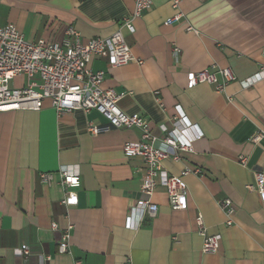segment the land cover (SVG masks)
Here are the masks:
<instances>
[{
	"label": "crops",
	"instance_id": "0c3cea01",
	"mask_svg": "<svg viewBox=\"0 0 264 264\" xmlns=\"http://www.w3.org/2000/svg\"><path fill=\"white\" fill-rule=\"evenodd\" d=\"M133 10L132 0H0V26L12 24L28 42L54 43L72 27L87 41L111 36ZM179 11L183 22L165 26L175 11L168 0H151L150 10L133 18L135 32L123 30L141 66L110 68L103 55L92 58L89 69L104 72L103 89L124 94L118 102L123 112L147 120L156 145L161 125H193L201 132L191 152L161 161L169 175L190 171L183 179L185 209H170L158 186L149 198L158 206L156 216L130 218V208L146 200L140 191L146 166L127 159L122 146L138 141L139 129L90 135L88 124H106L96 111L57 115L48 102L39 111L3 112L0 264H264V205L246 189L254 172L264 173V142L248 141L264 132V79L240 85L261 63L264 0H182ZM222 69L234 76L223 92L207 83L187 88L188 73ZM23 84L22 78L11 82ZM60 166L79 174L76 206L62 204ZM43 173H53L50 184L41 182ZM221 199L235 208L231 226L217 205ZM198 215L206 233L220 238L216 253L201 252ZM69 225L70 252L58 254Z\"/></svg>",
	"mask_w": 264,
	"mask_h": 264
},
{
	"label": "built area",
	"instance_id": "2783aa9c",
	"mask_svg": "<svg viewBox=\"0 0 264 264\" xmlns=\"http://www.w3.org/2000/svg\"><path fill=\"white\" fill-rule=\"evenodd\" d=\"M134 10L131 17L124 19L120 28L107 38H92L83 41L78 32L69 27L61 42H46L42 39L28 42L12 24L0 26V113L11 111H39L44 103L54 109L57 115L65 112L80 111L88 113L96 111L106 121L105 125L90 123L87 132L90 135L106 133L111 129H132L141 131V137L136 142H126L122 146V153L127 158H140L146 168L141 179L140 191L146 197L130 208V218L143 220L144 217L154 218L158 206L149 201L154 190L160 186L164 188L168 205L172 210H184L186 207L187 186L184 177L190 171L185 169L179 176L167 174L161 167V161L171 159L178 161L179 153L191 152L192 144L202 138L201 132L193 125L167 130L159 126L163 138L158 139L151 135L149 124L139 114H126L118 106L124 94L116 93L111 89H103L104 72H92L89 63L94 57H107L110 68L123 67L128 64L141 66L142 60L136 58L123 36V30L129 34L135 32L132 25L133 18L148 12L151 0H132ZM182 0H168L175 14L164 21L165 26L179 25L184 15L179 11ZM186 31H192L187 26ZM177 54L178 50L175 48ZM261 63L257 72L240 82L243 89L251 87L258 80L264 79V48L261 52ZM220 77V80L218 79ZM22 78L24 84L11 86V82ZM187 88L191 89L200 83L214 86L216 92H223L227 82L233 81L234 76L229 69H222L216 73L207 71L190 72L186 76ZM176 121L182 122L176 118ZM197 130V131H194ZM252 144L264 142V132L256 131L248 139ZM245 159L239 158L244 164ZM198 173V172H194ZM59 185L63 191L62 204L65 206L77 205L76 189L80 186L79 174L69 166H60L56 171ZM42 183L50 184L53 173L40 175ZM246 189L256 192L260 203L264 205V173L254 172L253 181ZM148 198V199H147ZM218 207L226 216V226L232 225L235 208L229 199L217 201ZM198 234L202 238L201 252L204 254L216 253L219 248V236H210L206 233L203 219L196 217ZM56 224L51 229L56 230ZM69 225L62 234L58 244V254H68ZM24 255L28 254L26 246L21 247ZM80 264V262H76Z\"/></svg>",
	"mask_w": 264,
	"mask_h": 264
}]
</instances>
